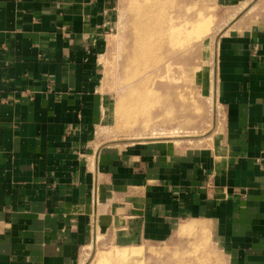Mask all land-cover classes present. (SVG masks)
I'll return each instance as SVG.
<instances>
[{
  "label": "crops",
  "instance_id": "crops-1",
  "mask_svg": "<svg viewBox=\"0 0 264 264\" xmlns=\"http://www.w3.org/2000/svg\"><path fill=\"white\" fill-rule=\"evenodd\" d=\"M116 10L0 0V264H84L99 231L136 247L196 224L222 264H264V13L218 41L223 128L209 146L97 151Z\"/></svg>",
  "mask_w": 264,
  "mask_h": 264
},
{
  "label": "rangeland",
  "instance_id": "rangeland-1",
  "mask_svg": "<svg viewBox=\"0 0 264 264\" xmlns=\"http://www.w3.org/2000/svg\"><path fill=\"white\" fill-rule=\"evenodd\" d=\"M120 1L116 0L115 23L100 61L106 109L94 134L97 151L146 141L190 149L209 146L223 128V110L215 98L216 46L222 37L258 19L264 0ZM152 16L153 25L146 30L156 33L154 44L142 60L132 61L136 29L141 27L135 28V22ZM133 97L137 104L129 106ZM204 228L185 226L170 239L144 240L136 247H119L99 231L83 262L222 264L223 255Z\"/></svg>",
  "mask_w": 264,
  "mask_h": 264
},
{
  "label": "bare ground",
  "instance_id": "bare-ground-1",
  "mask_svg": "<svg viewBox=\"0 0 264 264\" xmlns=\"http://www.w3.org/2000/svg\"><path fill=\"white\" fill-rule=\"evenodd\" d=\"M137 1V0H136ZM120 2H122V0L120 1ZM124 2V1H123ZM139 2V0L136 2V3H138ZM133 3H134V0H133ZM123 3H121V5H122ZM134 5V4H133ZM132 5V6H133ZM140 9H141V6H140ZM138 11H139V9H138ZM140 12V11H139ZM134 13H135V10H134ZM140 14V13H139ZM138 15V14H137ZM145 15V14H144ZM143 15V16H144ZM137 17V16H136ZM140 17V16H139ZM138 18V17H137ZM136 18V20L138 21L139 19H137ZM142 22H140V23H137V22H135V25H134V27L135 28H137L138 26H141V27H139V28H137L136 29V31H137V38H136V42H135V40H134V47H135V49H133L132 50V52L130 53L131 54V58H130V60H134L135 62H136V60L135 59H139V60H142V58H143V56H144V54L145 53H147L148 52V50H150L151 49V46L154 44V42H152V39H153V37H154V34H156V33H154V31H153V29H152V31L151 32H149V31H147L146 30V28L147 27H149V26H152L153 24H152V22H153V16L152 17H149L148 19H145L144 18V20H141ZM173 24V23H172ZM172 26V25H171ZM154 33V34H153ZM152 35V36H151ZM155 41V40H154ZM149 45V46H148ZM131 61V62H132ZM138 71V70H137ZM141 71V70H140ZM143 72V71H142ZM146 72V71H145ZM141 73V72H140ZM137 75V74H136ZM137 99L135 98V97H133L132 99H131V102H130V104H129V106H131V105H135V104H137ZM118 109V108H117ZM123 115V114H122ZM107 128V127H106ZM104 130H106V129H104Z\"/></svg>",
  "mask_w": 264,
  "mask_h": 264
}]
</instances>
